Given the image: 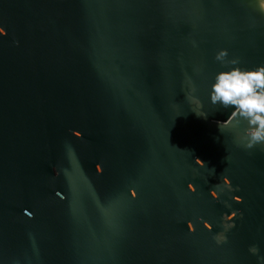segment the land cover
<instances>
[{
  "label": "water",
  "instance_id": "water-1",
  "mask_svg": "<svg viewBox=\"0 0 264 264\" xmlns=\"http://www.w3.org/2000/svg\"><path fill=\"white\" fill-rule=\"evenodd\" d=\"M258 65L259 0H0V264H264V144L209 99Z\"/></svg>",
  "mask_w": 264,
  "mask_h": 264
},
{
  "label": "clouds",
  "instance_id": "clouds-1",
  "mask_svg": "<svg viewBox=\"0 0 264 264\" xmlns=\"http://www.w3.org/2000/svg\"><path fill=\"white\" fill-rule=\"evenodd\" d=\"M259 9L264 12V0H259ZM228 55V50L221 48L215 53V59L224 65H238V59H227ZM192 90L195 91V88ZM192 99L203 107L197 98ZM209 99L212 105L231 108L230 115L237 124L241 120L247 121L248 127L239 137L244 142V147L252 148L257 144H264V65L247 69L232 66L226 71L217 72L210 87ZM197 114L207 116L206 112ZM217 123L221 130L231 121L226 119ZM196 163L204 166L199 159ZM250 250L253 253L258 251L254 246Z\"/></svg>",
  "mask_w": 264,
  "mask_h": 264
}]
</instances>
